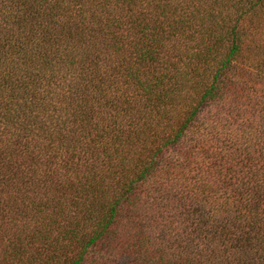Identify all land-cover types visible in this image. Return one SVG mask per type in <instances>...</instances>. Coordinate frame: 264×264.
I'll use <instances>...</instances> for the list:
<instances>
[{
    "label": "trees",
    "instance_id": "1",
    "mask_svg": "<svg viewBox=\"0 0 264 264\" xmlns=\"http://www.w3.org/2000/svg\"><path fill=\"white\" fill-rule=\"evenodd\" d=\"M0 264H264V0H0Z\"/></svg>",
    "mask_w": 264,
    "mask_h": 264
}]
</instances>
